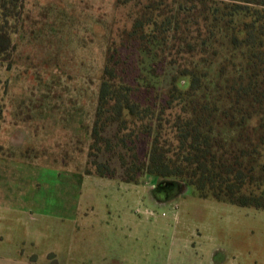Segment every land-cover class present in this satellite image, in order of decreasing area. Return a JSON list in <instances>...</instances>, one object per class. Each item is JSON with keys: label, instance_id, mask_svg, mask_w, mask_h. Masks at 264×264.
<instances>
[{"label": "rangeland", "instance_id": "obj_1", "mask_svg": "<svg viewBox=\"0 0 264 264\" xmlns=\"http://www.w3.org/2000/svg\"><path fill=\"white\" fill-rule=\"evenodd\" d=\"M23 5L0 61V264H264V209L87 173L104 63L130 4Z\"/></svg>", "mask_w": 264, "mask_h": 264}, {"label": "trees", "instance_id": "obj_2", "mask_svg": "<svg viewBox=\"0 0 264 264\" xmlns=\"http://www.w3.org/2000/svg\"><path fill=\"white\" fill-rule=\"evenodd\" d=\"M117 3L131 27L106 56L87 173L264 209V0ZM23 4L0 0V61Z\"/></svg>", "mask_w": 264, "mask_h": 264}, {"label": "flooded vegetation", "instance_id": "obj_3", "mask_svg": "<svg viewBox=\"0 0 264 264\" xmlns=\"http://www.w3.org/2000/svg\"><path fill=\"white\" fill-rule=\"evenodd\" d=\"M172 186L175 189L178 188V190H179V185H177V184L164 183V184H161V185L155 184L154 189L152 191H154L155 194H157L158 193V190H161V189L169 190ZM182 188H181V190H182ZM156 198H158V200H160V197L159 196H156Z\"/></svg>", "mask_w": 264, "mask_h": 264}, {"label": "crops", "instance_id": "obj_4", "mask_svg": "<svg viewBox=\"0 0 264 264\" xmlns=\"http://www.w3.org/2000/svg\"><path fill=\"white\" fill-rule=\"evenodd\" d=\"M4 158H0V178H2V175L8 176V166H7V163L3 160ZM4 183L5 182H3L0 185V189H5V186H2V185H4ZM0 191H2V190H0Z\"/></svg>", "mask_w": 264, "mask_h": 264}]
</instances>
